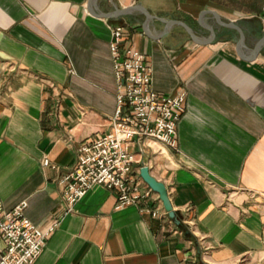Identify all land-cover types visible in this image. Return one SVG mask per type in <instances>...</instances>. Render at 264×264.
<instances>
[{"label":"crops","instance_id":"1","mask_svg":"<svg viewBox=\"0 0 264 264\" xmlns=\"http://www.w3.org/2000/svg\"><path fill=\"white\" fill-rule=\"evenodd\" d=\"M137 5L151 17H104ZM114 25L156 90L187 92L179 150L132 148L184 227L100 184L71 211L62 197L80 147L112 129ZM24 200L57 224L34 264H264V0H0V201Z\"/></svg>","mask_w":264,"mask_h":264},{"label":"built area","instance_id":"2","mask_svg":"<svg viewBox=\"0 0 264 264\" xmlns=\"http://www.w3.org/2000/svg\"><path fill=\"white\" fill-rule=\"evenodd\" d=\"M110 52L118 85L112 129L83 144L76 166L60 177L62 197L71 211L97 184L117 193L118 207L141 204L153 217L168 216L156 192L134 173L136 140L149 141L174 150L178 126L186 112L187 92L166 94L153 86L152 67L146 55L126 38L123 25L111 27ZM44 166L52 165L49 158ZM26 200L11 209L0 201V264H34L57 224L47 230L36 226L25 211Z\"/></svg>","mask_w":264,"mask_h":264},{"label":"water","instance_id":"3","mask_svg":"<svg viewBox=\"0 0 264 264\" xmlns=\"http://www.w3.org/2000/svg\"><path fill=\"white\" fill-rule=\"evenodd\" d=\"M92 2L94 0H91ZM138 9H141L143 10L147 17L150 18L151 15L148 11H146L145 9H143L141 6H132V7H129V8H125V9H119V10H116L114 12H111V13H106V16L104 17H112V16H120V15H127L129 13H132L134 10H138ZM169 25H171L169 23ZM187 30L189 31V33L195 38L196 35L195 33L193 32V30L185 25ZM241 37L243 38V34L241 35ZM141 176L143 177V179L145 180V182L157 193H159V197L165 207V209L168 211V214L171 218L175 219V221L180 224V220L178 218V213L177 211L174 209L173 205H172V202L170 200V197H169V194H168V190H167V187L165 185L164 182L162 181H159L157 180L155 177H153L151 174H150V170H149V167L147 165H144L141 167Z\"/></svg>","mask_w":264,"mask_h":264},{"label":"trees","instance_id":"4","mask_svg":"<svg viewBox=\"0 0 264 264\" xmlns=\"http://www.w3.org/2000/svg\"><path fill=\"white\" fill-rule=\"evenodd\" d=\"M181 225V224H180ZM182 227H184L183 225H181Z\"/></svg>","mask_w":264,"mask_h":264}]
</instances>
